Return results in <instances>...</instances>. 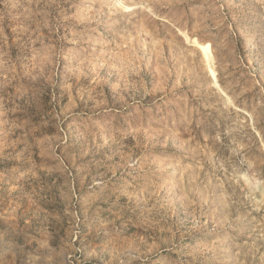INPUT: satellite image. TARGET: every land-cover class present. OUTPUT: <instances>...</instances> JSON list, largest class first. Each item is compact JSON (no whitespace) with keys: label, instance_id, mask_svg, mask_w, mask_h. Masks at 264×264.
I'll list each match as a JSON object with an SVG mask.
<instances>
[{"label":"rangeland","instance_id":"obj_1","mask_svg":"<svg viewBox=\"0 0 264 264\" xmlns=\"http://www.w3.org/2000/svg\"><path fill=\"white\" fill-rule=\"evenodd\" d=\"M0 226V264H264V0H0Z\"/></svg>","mask_w":264,"mask_h":264},{"label":"bare ground","instance_id":"obj_2","mask_svg":"<svg viewBox=\"0 0 264 264\" xmlns=\"http://www.w3.org/2000/svg\"><path fill=\"white\" fill-rule=\"evenodd\" d=\"M1 227V226H0ZM20 232V231H19ZM23 236V235H22ZM24 240H21L20 238L17 237V239H14L15 244L22 243ZM53 243V242H52ZM56 245V244H55ZM33 246V245H32ZM28 248L27 245H25L21 250L25 251V249ZM59 259V258H58Z\"/></svg>","mask_w":264,"mask_h":264}]
</instances>
